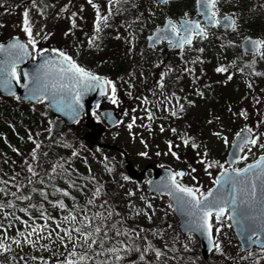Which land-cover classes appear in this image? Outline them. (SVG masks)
Listing matches in <instances>:
<instances>
[{
  "label": "rangeland",
  "instance_id": "obj_1",
  "mask_svg": "<svg viewBox=\"0 0 264 264\" xmlns=\"http://www.w3.org/2000/svg\"><path fill=\"white\" fill-rule=\"evenodd\" d=\"M226 1L218 7L227 8L230 4L226 5ZM93 4L96 8L88 0H15L13 3L0 0V44L12 38L29 43L30 37L24 31L27 13L31 39L35 42V47L29 43L33 49L39 53L45 50L63 53L67 49L66 54L71 58L80 57L84 70L101 73L105 76L102 78L113 82L115 92L111 87L109 97L114 95L117 102L110 99L101 109L114 110L119 121L112 128L106 127L98 142L125 151L137 175L148 164L175 173L183 171V176H177L178 183L199 189L196 194L200 197L213 188L216 177L226 169L227 152L243 129L253 134L256 143L244 148L235 168L264 157V36L260 39L259 55L241 57L239 42L243 38L239 29L222 39L228 47L224 53L211 51L212 57L206 53L202 58L192 47L165 51V66H161L160 49L149 51L144 40L156 28L168 4L160 9L155 0H93ZM190 5V0H178L170 8L185 13ZM97 11L107 20L98 22ZM216 35L212 32L209 36ZM221 67L226 71L217 72ZM119 69L126 70L124 76L114 74ZM0 117L6 125L0 136L6 133L13 143V148L7 144L10 147L1 146V149L8 153L6 160L15 162L16 171L26 169L23 162L34 156L39 144L50 146L53 157L59 161L63 157L73 159L74 168L80 172L84 171L87 157H96L109 167L124 162L117 153L99 152L85 142L84 117L53 135L51 126L56 122L45 101L26 104L17 98L0 96ZM97 118L102 121L100 109L94 108L90 122H96ZM184 140H188L187 145ZM193 144L197 147L193 148ZM147 182L146 177L132 180L121 176L114 192L128 234L143 244V259L158 263L162 257L174 264L172 258L177 252L192 261L185 264H197L202 257L199 245L196 248L190 235L179 232L168 197L149 193ZM65 217L69 215L58 213L45 224L31 225L39 235L27 234L22 239L24 245L33 246L49 257L54 252L58 257L69 254L72 248L78 249L77 255H86L92 250L84 241V235L90 233L86 227L93 233L91 239L96 238L91 229L93 221L82 214L75 221ZM211 224L216 249L207 264H264L263 254L251 256L255 249L242 251L226 218L219 222L213 219ZM74 228L81 229L82 234L73 231ZM157 252L161 253L159 257ZM91 254L100 259L96 251L92 250Z\"/></svg>",
  "mask_w": 264,
  "mask_h": 264
},
{
  "label": "trees",
  "instance_id": "obj_2",
  "mask_svg": "<svg viewBox=\"0 0 264 264\" xmlns=\"http://www.w3.org/2000/svg\"><path fill=\"white\" fill-rule=\"evenodd\" d=\"M14 1L6 0L7 3ZM177 1L168 3L167 11L163 10L158 24L154 27L161 26L168 18L172 20L177 17L191 19L195 15L194 0H190L191 5L185 13L181 9L174 8L172 10L170 8V6H175ZM222 1L217 0L214 8L216 16L233 15L236 21L234 30L242 29L240 37L249 36L261 39L264 36V0H227L225 4H230L227 8L222 5V7H218ZM157 7L163 8L162 6ZM212 32H216L217 35L211 38L209 35ZM229 34L219 28L210 29L206 32L205 37H196L191 47L195 48V52H198L202 58L206 53L212 57L211 51L224 53L228 47L225 45L226 43L223 44L222 39ZM161 58L163 59L161 66H165L164 50ZM184 63L186 64V62ZM123 70H116L114 74L122 77L126 71ZM111 86H114L113 82ZM53 118L56 124L51 126V133L55 135L66 126L61 119L55 116ZM98 121H100L99 118L96 119V123ZM4 126L6 125L0 121L1 131H4ZM4 134L5 136H0V206H2L0 207V243L6 245L7 249L0 248V264H28L26 260H32L31 264H68V262L71 264H170L162 257L158 263L148 258L141 259L144 256L141 240L136 236L129 235L126 230L122 209L114 199L116 182L121 176L129 179L124 163L110 166V168L96 157H87L85 160L83 159L84 171L80 172L74 168L73 159L63 157L62 161H59L53 157L50 146L39 144L34 156L27 158V163L23 162L26 169L19 172L14 169L15 162L13 160H6L5 154L8 153L1 149V146L10 147L7 144L13 148V143L9 141L6 133ZM3 139L6 142H3ZM64 192H67L68 195L65 196ZM61 203L64 208L59 207ZM58 213L76 218L82 214L83 217H89L90 221H93L91 229L96 234L95 240L103 241V246L101 247L99 243L93 244L92 250L96 251L100 259H96V255L91 254L92 250L86 255H77L78 249L75 251V248H72L69 254L59 257L54 252L50 254V258L33 246L24 245L22 239L28 234L29 229H32L35 224H45L50 217H54ZM173 218L174 222H177L175 216ZM97 228L100 231L96 233ZM86 229L93 234L87 227ZM191 238L197 248V239L194 236ZM14 240H19L21 243L17 245L13 243ZM110 249H116V252L113 253L109 251ZM116 254L119 255V260L115 258ZM255 254L264 255V250L256 249V252L251 256L255 257ZM81 256H86V259L80 260ZM172 259L174 264L192 262L177 252H174ZM197 264L207 263L201 257Z\"/></svg>",
  "mask_w": 264,
  "mask_h": 264
},
{
  "label": "water",
  "instance_id": "obj_3",
  "mask_svg": "<svg viewBox=\"0 0 264 264\" xmlns=\"http://www.w3.org/2000/svg\"><path fill=\"white\" fill-rule=\"evenodd\" d=\"M175 0H155L156 5H165ZM196 16L190 20L179 18L178 21L166 19L162 26L154 29L146 36L147 49L167 44L166 51L181 50L185 46H191L195 36L204 37L205 32L200 33L196 29L193 33H186L182 25L199 24L200 29H213L218 26L221 30L229 33L234 30L235 19L231 15L214 17V23H209L210 12H207L204 5L194 1ZM213 11V9L211 10ZM171 25H175L177 31H171ZM186 38H190V43L179 45ZM13 44L24 45V50L13 48ZM259 45L257 48L256 45ZM241 56L259 55L262 43L259 39L245 37L239 42ZM15 62L16 77H11V65ZM67 61L63 57L53 53L45 52L37 55L30 44L19 38H12L0 44V96L3 98H18L26 104H37L45 101L49 112L61 119L65 126H73L83 117L86 123L90 121L91 110L100 104L110 103V85L97 84V81L85 80L83 84L77 82V78H71V74H66ZM100 78V77H99ZM103 81V78H100ZM45 86H47L45 88ZM39 89L40 91H34ZM39 96L40 99H36ZM79 99V104L76 100ZM101 118L105 127L112 128L118 124L117 113L112 109L101 110ZM93 136L95 140L101 137L105 131ZM253 140V134L247 130H241L234 138L225 157L226 169L223 170L215 179V184L204 195L212 193L208 197L209 201L223 197L227 202H231L235 196V212L232 207L226 205L225 215L229 217L231 228L239 243L242 251L253 249H264V160L258 158L241 169H236V164L241 160L244 148ZM98 149L105 151L121 152L124 155V167L127 168L129 176L136 174L133 165L130 163L126 152L121 151L114 145L100 142L93 143ZM260 162L259 165L257 162ZM252 166V167H250ZM247 170V171H245ZM145 170L142 172V174ZM241 172L237 176L236 173ZM175 172L161 167L152 166V178L147 184L149 193L157 196H167L173 209V213L178 220V229L182 235H193L201 251L202 258L207 261L215 251L213 232H208L206 228L199 227L200 221L192 210L183 203L186 197L182 193L176 192L171 184V174ZM183 173V171H180ZM177 180V177H176ZM220 180L221 183H216ZM228 181V183H224ZM180 185V184H179ZM233 186L235 192H233ZM197 195V194H196ZM198 197V196H197ZM215 213V209H213ZM215 217L213 214L210 217Z\"/></svg>",
  "mask_w": 264,
  "mask_h": 264
},
{
  "label": "snow or ice",
  "instance_id": "obj_4",
  "mask_svg": "<svg viewBox=\"0 0 264 264\" xmlns=\"http://www.w3.org/2000/svg\"><path fill=\"white\" fill-rule=\"evenodd\" d=\"M165 2H167V0H165ZM198 4H203L204 8L206 9V14L207 12H210V17H209V23H214V17L216 16V12L215 11H211L212 9L215 8L217 0H197ZM89 4H92L93 8H96V5L93 4V0H88ZM25 15V27H24V31L29 35L30 39H29V43L33 44V47H35V42L31 39V28L28 26V20H27V13L24 14ZM97 20L98 22L103 20L106 21L107 17H101L99 14V11H97ZM182 29L184 32L186 33H193L196 29H199L200 33H203V29H200L199 24H188L187 22H185L184 25H182ZM99 30V29H97ZM171 31L176 32L177 29L175 27V25H171ZM183 43H190V38H186L185 40H183L181 42V44L179 45L180 47H183ZM11 47L13 48H18L21 51L24 50V45L22 44H13L11 45ZM256 47L258 48L259 45L257 44ZM37 55H41V53H37ZM58 55L63 57L64 61H67V67L66 69H63V71L66 74H71V78H77V82L79 84H83V82L85 80H90V81H97V84L102 86L103 84H111L110 81L107 80H103L101 81V79L99 77H96L94 75H91L87 72H85L84 69L78 67L72 60L70 57L64 55L63 53H58ZM15 62L12 63L11 65V71L8 73L11 77L15 78L16 77V72H15ZM0 71H5V69L0 68ZM217 72H224L226 71L225 68L221 67V68H217L216 69ZM229 79H231V77H229ZM47 86H45L46 88ZM34 91H40L39 89H36ZM113 93L115 92V88L113 87L112 89ZM36 99H40L39 96H36ZM110 99L112 100L113 103H116V98L113 95L112 97H110ZM76 103L79 104V99L76 100ZM175 114V113H173ZM148 119H152L151 115H149ZM135 122V120H133V123ZM128 128L131 129L132 128V124L128 125ZM163 131V129H161ZM173 132H175V129H173ZM251 143L253 145H255L256 141L252 140ZM184 144L187 145L188 144V140H184ZM37 147H39V145H37ZM169 150L171 151L172 145L171 143H169L168 145ZM193 148L197 147L195 144L192 145ZM73 155H75V153H73ZM142 155H146V153H143ZM173 155H175V153H173ZM262 160H264V157L261 158ZM259 161L257 162V164L259 165ZM210 166V165H209ZM252 167V166H250ZM31 171V169H29ZM247 171V170H245ZM183 173L177 172L174 174H171V184L173 189L176 192L182 193L183 197H186L187 199L183 200V203L186 204L191 210H192V214L196 215L200 221L199 227L201 229L206 228L208 230V232H211L212 230V224L210 222V217L213 216V214L216 217V221L219 222L220 218L223 217L225 215L226 212V205L228 207H232L235 204V196L233 195L231 202H227L223 197L218 198L216 200H212L209 201L208 197L212 195L211 192L208 193L207 196L205 195H201L200 197H197L196 193L199 192V189H194V188H190V187H185V186H181L179 185L178 181L176 180L177 176H183ZM237 176L241 175V172H237L236 173ZM216 183H221L220 180H217ZM224 183H228V181H224ZM233 192H235V187L233 186ZM65 196L68 195L67 192L63 193ZM26 199V197H25ZM9 207H11L12 205H8ZM2 207V206H0ZM60 208H64V205L61 203L59 205ZM213 209H215V213H213ZM232 211L235 212V208L232 207ZM76 220L75 216H69V217H65V220ZM217 231H219V229H216ZM73 231L77 232V233H81V229L79 228H74ZM100 229L97 228L96 232H99ZM33 234H37L38 230L36 227L32 228V231L28 233V236L31 237ZM82 234V233H81ZM65 235L69 236V240H71V236L69 235V233L67 231H65ZM105 236H107V233H105ZM5 239H7V237H5ZM84 241L85 243H88V248L91 249L93 244H100V246H103V241H97L95 239H91V234H87L84 235ZM90 241V243H89ZM13 243H16L17 245H19L21 242L19 240H14ZM75 246V245H74ZM6 245L0 243V248H5ZM219 248V245H217V249ZM109 251L115 253L116 249H110ZM75 254V253H72ZM161 255L160 252L156 253V256L159 257ZM86 256H81L80 260H85ZM116 259L119 260L120 257L116 256ZM141 259H143V257H141ZM68 264H71V262H68Z\"/></svg>",
  "mask_w": 264,
  "mask_h": 264
},
{
  "label": "flooded vegetation",
  "instance_id": "obj_5",
  "mask_svg": "<svg viewBox=\"0 0 264 264\" xmlns=\"http://www.w3.org/2000/svg\"><path fill=\"white\" fill-rule=\"evenodd\" d=\"M176 1V0H175ZM172 2H174V1H172ZM196 16V12H195V15L192 17V18H194ZM215 17H217V16H215ZM179 18H185V17H177L174 21H178V19ZM191 18V19H192ZM185 19H187V18H185ZM188 20H190V19H188ZM163 25V24H162ZM161 25V26H162ZM159 27V26H158ZM215 28H217V27H215ZM214 28V29H215ZM154 30V29H153ZM152 30V31H153ZM151 31V32H152ZM206 31V30H205ZM150 32V33H151ZM47 33H49L48 31H47ZM149 33V34H150ZM148 34V35H149ZM147 36V35H146ZM196 37L197 36H195V38H194V41H195V39H196ZM194 43V42H193ZM193 45V44H192ZM191 45V46H192ZM166 46H167V44H162V45H160V46H158V47H156L155 49H148L149 51H155L156 49H160V56L162 55V51L164 50V51H166ZM191 46H185L184 48H182L181 50H178V51H183L184 49H186L187 47H191ZM145 47H146V38H145ZM147 48V47H146ZM67 50V49H66ZM66 50H64V52H63V54L64 55H66V56H68V57H70L69 55H67L66 54ZM34 51L36 52V54L38 53V50H36V49H34ZM175 51H177V50H174L173 52H175ZM44 52H53V51H49V50H45V51H42V52H40V53H44ZM170 52V51H169ZM53 53H56V54H58V53H60V52H53ZM71 58V57H70ZM71 60L78 66V67H80V68H82L81 67V60H80V57L78 56V55H75V57L74 58H71ZM161 63V62H160ZM83 69V68H82ZM116 71V70H115ZM85 72H87V73H89V74H91V75H94V76H96V77H100V78H102V74L101 73H94V74H92L90 71H87V70H85ZM103 77H105V76H103ZM104 79V78H103ZM105 80V79H104ZM102 105L103 104H100V105H97L96 107H94V108H96V109H100V113H101V110H103V109H101L102 108ZM93 108V109H94ZM92 109V110H93ZM91 110V111H92ZM91 113V112H90ZM85 127L87 128V132H86V134H85V136H84V140H85V142H88L89 144H90V146H93V147H96L93 143L94 142H98V140L101 138H98L97 140H95L94 138H93V136H97L101 131H102V129H103V127H105L104 126V123H103V121L102 122H100V121H98L97 123L96 122H88V123H86V118H85ZM105 130H106V128H105ZM105 132V131H104ZM103 135V134H102ZM101 135V136H102ZM119 148V147H118ZM120 149V148H119ZM121 151H123L122 149H120ZM110 152H115V151H110ZM125 152V151H124ZM115 153H117L118 154V156L119 157H121V159H123V161H125V159H124V155L121 153V152H115ZM127 154V153H126ZM255 161V160H254ZM254 161H251V162H254ZM250 162V163H251ZM131 163V162H130ZM132 164V163H131ZM152 166H153V164H148L147 166H145L144 168H143V170L141 171V173L139 174V175H137V172H136V174H133L132 176H129L128 175V177L130 178V179H132V180H138V179H141V178H143V177H146V178H148V182H149V180L152 178ZM245 166V165H244ZM244 166H242V167H244ZM242 167H237L236 169H241ZM135 170V169H134ZM145 170V172L142 174V172ZM128 174V173H127ZM148 182H147V184H148ZM224 218H226L227 220H228V222H229V225H230V221H229V217L226 215ZM224 218H220V220H222V219H224ZM213 219H216V217H213L212 218V220ZM212 222V221H211ZM230 227H231V225H230ZM231 230H232V228H231ZM232 232H233V230H232ZM233 234H234V232H233ZM234 236H235V234H234ZM236 238V237H235ZM237 240V239H236ZM238 242V241H237Z\"/></svg>",
  "mask_w": 264,
  "mask_h": 264
}]
</instances>
